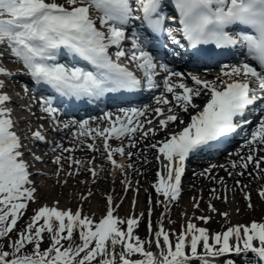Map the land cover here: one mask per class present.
Here are the masks:
<instances>
[{"label":"snow or ice","instance_id":"6c2138e0","mask_svg":"<svg viewBox=\"0 0 264 264\" xmlns=\"http://www.w3.org/2000/svg\"><path fill=\"white\" fill-rule=\"evenodd\" d=\"M161 37L181 48L186 41L197 57H210L212 50L204 46H214L239 50L244 59L223 65L211 80L194 72L185 74L159 60L155 43ZM129 39L130 48L125 47ZM160 46L166 47L162 42ZM6 61L17 63L16 74L51 90L62 102L92 104L109 94L160 92L151 112L148 106L120 109L115 115L104 112L93 118L102 121L103 127H92L89 120L63 124V129H77L73 133L76 145L57 144L53 151L61 154L52 159L56 175L67 177L57 180L62 186L68 178L81 175L88 177L81 183L87 185L90 180L95 186L102 175L115 177L119 172L127 193L133 190L127 173L136 171L132 158L137 156L127 149L152 141L147 148L156 151L161 171L152 185L157 199L148 198L147 238L135 234L145 214L120 218L116 212L122 200L117 203L113 195L105 198L102 218L84 214L83 203L95 195L91 188L81 193L75 210L61 208L57 199L29 215L30 205L39 203L31 169L45 159L31 152L25 140L46 142L45 129L40 124L20 134L8 91V80L14 76ZM23 91L27 94L28 87ZM198 99L204 100L203 105ZM38 105L44 115L37 119H49L53 130L59 131L61 108L53 95H41ZM257 110L258 123L245 139L247 154L237 152L238 161L230 168L213 164L201 175L225 188V178L213 175L214 169H223L230 178L253 177L258 172L253 178L264 179V0H0V264H192L193 260L214 264L222 256L229 257V264H235L232 256H239L244 264H264V222L235 224L216 233L193 222L208 224L211 216H193L179 232L164 225L171 207L181 199L190 156L251 124L246 117ZM110 140L119 141V146ZM77 150L99 156L77 159L72 155ZM144 162H148L146 156ZM237 190L253 210L249 185L237 179L233 195ZM211 192L228 203L227 195H217L215 188ZM257 197L264 202V187ZM200 203L193 198L195 209H200ZM136 204L134 200L133 208ZM154 206L162 209L155 228ZM208 210L231 223L228 211L220 212L211 202ZM153 244L156 253L150 250ZM249 254L252 258L246 259ZM136 256L140 258L133 259Z\"/></svg>","mask_w":264,"mask_h":264},{"label":"bare ground","instance_id":"6f19581e","mask_svg":"<svg viewBox=\"0 0 264 264\" xmlns=\"http://www.w3.org/2000/svg\"><path fill=\"white\" fill-rule=\"evenodd\" d=\"M5 65L13 68V65H11L10 62L6 61ZM8 82H10V81L8 80ZM13 83H15V81H13ZM23 89L24 88L22 86H15V85L8 87V91L10 92V94L12 95V98H13L12 99V105H10V106H12V107L14 106V108H15V117L14 118H16L19 122L20 134H24L25 132H28V130H29L28 128H23V123H27L29 125L31 124V123H28L27 118L21 119L24 116V111L22 109L24 108V110H26V109L30 108L31 111H34L35 110L34 107H37L36 105H33V102L31 101V99H32L31 93L29 92V93L25 94ZM15 106L20 107L22 109L20 110V108H19V110H18V108H16ZM81 138H84V137H81ZM159 138H160L159 136L156 137V139H159ZM151 142L152 141H145V142L140 143L136 149H130L131 151H134L137 153V156L132 158V162L135 164L136 171H134V170H133V172L128 171L127 178L133 182V186H135L134 184L138 180L139 185L143 184V187H144L145 192H146L143 195V192L140 190V192L138 193V196H137L136 192L128 191L126 193L129 195H135L137 197V199H136L137 204H143L144 202L146 203L148 201V191L151 194L152 199H157L156 193L152 187V185H153L152 182L154 180L156 181L157 172L161 171V165H160V163L157 164L155 162L154 155L152 156V154L154 152H152L151 149L147 148V144L151 143ZM70 143L72 145H76V141H70ZM25 144L28 146L30 143L28 144V142H26V140H25ZM142 150H146L144 155H140ZM78 151H80L81 154H79V155L76 154L75 158H77V159H84V157L86 156V153H88L87 150H78ZM31 152H33L37 155H39V153H40V151H35V150H31ZM247 152H248V149H245L243 152H241V154H247ZM93 154L96 156H99V155H97L99 153H93ZM261 154L264 155V153H261ZM26 156L28 158L30 155H28V153L26 152ZM42 156L44 157L45 162L48 161L53 166H55L57 168V166L54 163H52L51 158H49L47 160V157H45L44 155H42ZM145 156L147 157V161H148L147 163L144 162ZM91 157L92 156L90 154L89 156H87V159H89ZM234 157H237V156H234ZM234 160H237V159L232 158V161L228 162V163H226L225 161H223V162L219 161L218 165H225L226 167L230 168V165ZM65 162H67V161H65ZM44 165L46 167H48V165H46L44 163H41L40 165H38L37 163L35 164V166L31 169V171L33 172L31 179L35 182V185L38 188V197H40V195L43 197L44 196L43 194L45 193L46 196L43 197L44 200H49V204H53V202L55 200H57V196L55 194V191H57V189H58L60 191V193L62 194V191L65 190V188L68 186V183L65 186H62L61 184L58 183L56 187H53V186L49 185L48 181H43V179L37 180L36 178L38 176V171H34L36 169L39 170V175H44L47 178H51V177L55 176V175H53L54 171H51V169H43L45 167ZM65 165H66V163H65ZM106 167H109V166L106 165ZM262 167H264V165H262ZM218 169H219V171L214 169L212 174L217 176V177H224L226 180V183H227V188H225L224 186H222L220 184H217L215 181H212L211 179L206 178V176H203L201 174H197V176L190 179L189 180L190 183H187V184H186V182L188 180L182 179L183 187H185V186L188 187L187 189H188V191H190V199H189V201L187 200L185 203L180 204V206L177 208L180 212L174 211L175 217H181L180 219H176L173 216V218L177 222V224H182L184 219H186V221H187L191 217L192 213H193V216H198V213H196V210L193 208V198H195L197 200H199V199L201 200L200 209H199L200 213L201 212L202 213L207 212V213H210L211 215L214 214L208 210V204L210 202L213 205H215L217 207V209L222 208V212L228 211L231 214V223H227L228 227L235 225V224H247V223L250 224L252 221L262 222L264 220V213H262L261 208L262 209L264 208V202H262L257 197V193L261 189V187H264V179L253 178V177L259 176L258 172H254L253 177H248V176L236 177V176H233L230 178V177H228L227 173L223 169H220V168H218ZM66 170H68L67 167H66ZM248 170L252 171L251 165L249 166ZM222 171H224V172H222ZM236 171H239V169H237ZM188 172L189 171L186 169L185 174L186 173L188 174ZM139 174H140V176L144 175V178L140 177ZM118 176H120V177H118ZM118 176L115 179H113V181H114L113 184H116V185H118L117 187L121 188V190L119 192V195H121V193L124 191V186L122 184H121V186H119V183H121V180H123L124 177L120 173ZM83 177H84V180L88 179V177L85 175H83ZM111 177H112V175H111ZM111 177H109V178H111ZM58 179H60L61 181L64 180L65 179L64 173L62 175H60L58 177ZM72 179L73 178L68 179L69 183H71V181H74ZM237 179H239L242 184L249 185V189L251 190V193H252V203L254 205L253 210H250L246 207L247 202L242 198V193L240 191L237 190L235 192V194L232 195L233 194L232 188L235 184V180H237ZM104 183H105V179L102 176L100 178V185L102 186V188H107V190H108V186L107 185L105 186ZM147 185H148V187H147ZM82 188L83 189L91 188L94 193L97 192V189H95L89 183L87 185L83 184L80 187V189H78V190L73 189L71 191V194H70L71 197H69V195H67L70 198L69 203L65 202L64 199L66 196L64 197V194H62L61 198H59V201H60V203L62 202L65 205L63 208L70 207V208L74 209L75 202H78L79 197H80V195L78 193H80L81 191H85V190H82ZM213 188H215L217 190V195H227L228 196V203H223V202H221V200L216 199L212 195V192H211V189H213ZM184 189L182 191V196H181L180 202L182 201V198L187 195V192H184ZM247 190L248 189H246V191ZM42 191L44 192L43 194H42ZM74 192L76 193V195L74 194ZM85 192H83V193H85ZM72 194H74V195H72ZM230 196H233L234 198L230 199ZM93 197L94 196H92L91 198H93ZM113 197L117 202L119 197H117V198H115V196H113ZM201 197H202V199H201ZM205 197H207V202H206V204H202V201H204L203 198H205ZM132 199H133V197H132ZM96 200L97 199H92L89 202V204H92L89 206L92 214L96 213L100 207L101 200H99L98 204H95ZM229 201L233 205H229L230 204ZM173 206L171 208H173ZM237 208L239 209L238 214L236 212ZM184 213H187V216H185ZM211 215H209V216H211ZM199 216H201V215H199ZM204 216H207V215H204ZM221 220H222V217H221ZM221 220L210 221V223H208V224H204L203 222H201L202 227H206V228L208 227V228L212 229V228L218 226V222L222 223ZM212 233H216V232H212ZM251 258H252V254H249V256L246 259H251ZM230 259L234 260L235 264H244V260H242L239 256H232ZM222 260L224 261L225 259H223L222 257H219L215 260L214 264H220L221 262H223ZM197 261H195V262L192 261L193 262L192 264H200V262L199 261L197 262ZM223 264H229V260L225 261Z\"/></svg>","mask_w":264,"mask_h":264},{"label":"rangeland","instance_id":"374dc122","mask_svg":"<svg viewBox=\"0 0 264 264\" xmlns=\"http://www.w3.org/2000/svg\"><path fill=\"white\" fill-rule=\"evenodd\" d=\"M14 107V106H13ZM16 107V106H15ZM16 108H18V110H19V108L20 107H16ZM22 108H20V110H21ZM23 110V109H22ZM25 115H28V113L27 112H25ZM75 179L76 180H74V181H71V183H69L68 184V186L65 188V190H63L62 191V194H64V197H65V202H67V203H69L70 202V198L69 197H71V191L74 189H76V190H78V189H80V187L84 184V183H81V181H83L84 180V177H83V175H81V176H78V177H75ZM91 181L89 180V183H90ZM112 184V188L111 187H109V185H111ZM50 186H53V187H55V184L53 183V185H51V182H50V184H49ZM104 185L106 186H108V188H109V190L108 191H111V193L113 194V196L115 195V198H117V195H118V193L120 192V189H119V187H117L118 185H116L115 184V190H114V185H113V183L111 182V180H109V178H107V180H106V178H105V183H104ZM119 186H121V183H119ZM143 185H141V187H142ZM95 189H97V192L95 193V195H94V197L93 198H91V200L92 199H97L96 200V203L95 204H98L99 203V200H101V202H100V207H99V209L97 210V212L96 213H94V214H92L91 213V211H90V205H92V204H89V202H85V206H84V214H86V215H90V216H92L94 219H96V220H98L99 219V216L101 215V213H102V211H103V208H104V202H103V198L101 197V194H103L105 191H107V188H102V186L100 185V182L98 181L97 182V184L95 185V186H93ZM116 187H117V189H116ZM141 187H140V190L143 192V195L145 194V189L143 188V189H141ZM133 189H134V187H133ZM82 190H83V188H82ZM81 191V190H80ZM133 190H131V192H132ZM140 192V191H139ZM190 191H187V195L185 196V197H183L182 198V201L180 202V200H179V202L178 203H176V205L174 206V208L173 209H171V211H169V213H168V215H167V218L165 219V224L169 227V231H175V232H179L180 230H181V227L183 226V225H185V223L187 222L186 221V219H184L183 220V223L182 224H177V222L174 220V218H173V216H174V211H176V212H180L177 208L180 206V204H183V203H185L187 200L189 201V199H190V193H189ZM44 192L42 191V194H43ZM81 193H83L82 191L80 192V193H78V194H81ZM55 194H56V196H57V199H59V198H61V196H62V194L60 193V191L57 189V191H55ZM74 194L76 195V193L74 192ZM74 194H72V195H74ZM150 194V193H149ZM44 196L43 197H45L46 195H45V193L43 194ZM67 195H69V197L67 196ZM129 195V194H128ZM233 195V194H232ZM137 196H138V194H137ZM148 196H150V195H148ZM41 195H40V198H39V203L38 204H31L30 205V208H29V215H31L32 214V209H35V208H37V207H39L40 205H43V204H49V200H44V198H43ZM132 196H129V197H125V199H124V201L120 204V207H119V209L117 210V213L119 214L118 216L120 217V218H125V217H128V216H130V215H133V214H135L136 216H139L140 215V213L141 212H143L144 214H145V218L142 220V223H141V225H140V227L136 230V235H138L141 239H144V238H147L148 237V232H147V223H148V219H147V213H148V208H149V205H148V202L147 203H143V204H136V206H135V208H133V201L134 200H132V198H131ZM136 199H137V197L136 196H134ZM63 198V197H62ZM234 197L233 196H230V199H233ZM135 199V200H136ZM131 200H132V203H131ZM200 200V199H199ZM203 200L204 201H202V204H206V202H207V197H205V198H203ZM230 202V201H229ZM60 205L61 206H65L62 202L60 203ZM229 205H233L231 202H230V204ZM215 206V205H214ZM216 207V206H215ZM131 208H132V210H131ZM194 208V207H193ZM217 208V207H216ZM195 209V208H194ZM74 210V209H73ZM196 210V213H198V216L199 215H201V216H204V215H207V216H209V215H211L210 213H207V212H204V213H200V211L199 210H197V209H195ZM218 210L220 211V212H222V208H218ZM159 211H160V207L159 206H154L153 207V213H152V217H151V219H152V222H153V227H155V224H156V221H157V214L159 213ZM261 211H262V213H264V208L262 209L261 208ZM236 214V213H235ZM193 216V213L191 214V217ZM175 217V216H174ZM190 217V218H191ZM211 217H212V219H211V221H216V220H221V216L220 215H218V214H216V213H214L213 215H211ZM176 219H180L181 217H175ZM173 221H174V223H173ZM222 223H220V222H218V226H216V227H214V228H212V229H210L211 230V232H222V231H224V230H226V228L228 227V222H226L223 218H222ZM193 222L194 223H196L197 224V226H199V227H202V223H201V221H199V220H193ZM262 222H264V220L262 221ZM21 223H23V221L21 222ZM220 223V224H219ZM245 225H248V223L247 224H245ZM208 228V227H207ZM173 239H174V237H173ZM45 246H47L46 244H45ZM146 247H148V246H146ZM153 249H154V246H152L151 245V247H150V250L151 251H153ZM154 253H156V250L155 251H153ZM140 257L139 256H136V257H133V259H139ZM223 259H225L223 262H221L220 264H223L225 261H228L229 260V258H226V257H224ZM227 259V260H226Z\"/></svg>","mask_w":264,"mask_h":264}]
</instances>
